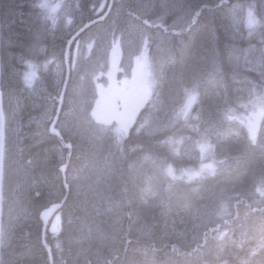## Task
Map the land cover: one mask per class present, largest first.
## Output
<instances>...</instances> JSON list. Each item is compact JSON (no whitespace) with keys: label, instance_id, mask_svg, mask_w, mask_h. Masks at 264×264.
Returning <instances> with one entry per match:
<instances>
[{"label":"trees","instance_id":"1","mask_svg":"<svg viewBox=\"0 0 264 264\" xmlns=\"http://www.w3.org/2000/svg\"><path fill=\"white\" fill-rule=\"evenodd\" d=\"M26 1L27 0H0V18L2 19H0V26H2V31L0 29V36L2 37H0V55L1 58H4L5 53L7 55H11V53L15 55V52H11V48H15L13 50L18 54L32 49L31 61L36 62L35 66L38 67L41 65V62L45 60V56L41 57L40 50L46 47V49L48 48L47 51L50 49V52H52L54 45L56 46L59 41L57 38L56 41L52 40L44 43L45 41L41 37L44 34L41 29L42 26L46 31V36L50 38V27L54 25V19L58 16L59 0H45L47 4L46 14L43 12L44 8L42 9L40 6L42 0H28V5L30 3L31 15L21 23L15 20L12 21V18L17 19L20 13H24L22 10ZM148 1L150 5L144 12L145 15L141 13V18L142 20L144 19L143 22L148 25L152 33L164 35L163 41L160 42L158 39L156 41V39L150 38L144 30L145 28L140 27V33H137V35L131 39L128 46L126 45L127 48L122 37V46L125 48L124 50L130 49L132 51L131 54H135L140 43L144 42L146 44L148 48L147 61L154 76L155 90H160V92L163 89L166 90V84L167 87L169 85L168 88H174L176 91L180 88L181 94L179 98L176 99V102L174 101V106L170 108L171 111L168 109L169 111L166 112L168 116L166 115L165 121L171 123V125L167 126L166 122L163 120L158 121L162 123L159 124L154 118L151 109L156 106L155 97H157L158 92L156 94L154 93L153 99L136 117L129 134L120 141L118 147L115 149L116 157L113 166L116 167V173L119 171V174L116 177H112L113 180L111 182L107 183L106 181L98 185L93 194L89 197L93 207V209H90V212L93 213L91 214L92 216L90 215L92 219L91 217L87 219L84 216L85 211H83L80 195L70 190L61 212L57 214L56 218H53L51 222H48V228L46 227L47 230H45V232H47L44 235V242L46 241L45 245H47L49 239L52 240L49 241L51 245L48 244V246L51 247L52 264H171L172 262L174 264H264V200H260L261 203L259 202L258 204L257 202L256 205H253L247 203L248 195H245V193L237 195L227 193L219 195L216 198H211L214 203L211 205L210 209L207 210L205 209V204H202V202L200 204V200L197 201L198 199L196 198H198V195L191 194L186 195L187 197L184 203L180 201L173 203V210L170 212L167 211V209L162 210L165 212H161L158 206L146 212L141 203L135 200L132 202V193H139V186L141 184L140 178L143 174L142 169L145 168L143 164L147 165L148 168H153L154 171L162 176L163 180L167 181H162L160 183V190L164 191L167 188L170 190L173 185L185 184V182L170 177L182 175L180 174L181 171H183V174L195 172L197 159L195 158L192 160L190 157H184L181 154V149L188 143L210 144L213 148L210 160L214 164V172L217 173L216 175L219 174L215 161L218 159L217 152L222 144L218 141V136L215 137L212 133H207L201 124L206 123L209 128L216 124H220V122L221 127L237 125L233 118V114L238 116V119L249 114L248 110L251 97L243 93L244 89L248 86H251L258 95H262V98H264V75L256 74L250 70L245 72L241 70L242 68L240 69V62L244 50L250 45L261 46L262 43H264V17L261 14V7L259 5L261 0H231L232 2L230 0H176V3H178L176 5L175 0H172L171 2L174 3L169 2L167 5H170L169 7H161L158 0L154 2V6L152 0ZM199 1H201V3ZM229 1L231 4L235 1H239L243 7L246 5L247 8L252 7L254 9V16H251V23L242 19L243 22L241 20L239 31H235L229 22L228 7L231 5ZM208 2L210 4H208ZM171 4L174 5L175 9ZM181 4V9L188 10V14L191 12L189 18L193 20V25L190 27H184L183 18L187 16L184 17L183 13L179 16H172L173 14H170L174 10H179L176 8ZM214 4L215 6H213ZM219 4L221 6H219ZM158 5L159 7H157ZM187 5H189V7ZM194 5H196V7ZM165 8H167L168 14ZM157 11H159L158 17L156 16ZM179 12L181 11L179 10ZM161 14L166 16L163 17ZM10 15L12 17H10ZM43 15H45L44 18H42ZM146 15L148 16L146 17ZM143 16L145 18H143ZM92 17L93 15L84 16L83 19L89 20ZM257 18L260 19L257 20ZM167 19L168 22L170 19L171 25L173 27L175 26L174 28H177L178 26L176 25H179L178 28L180 29H168L167 26H164V24H168ZM172 22H174V25ZM10 23L11 26H9ZM170 23L168 26H170ZM195 23L198 24V29H202L203 32L197 34ZM200 25L202 27H200ZM157 29H162V32H158ZM179 40L182 41L179 42ZM183 42L184 44H180ZM246 42L249 43L247 44ZM178 44L180 46H177ZM72 47L71 45L70 48ZM206 47L209 48V57H211L210 59L214 62V66L208 70L212 72L215 79L212 80V78H207L208 75L203 74L201 80L196 77L190 80L188 75L181 70L180 65L184 64L185 67L194 70V73L203 71L205 68L202 67L201 63L204 60H200V64L192 59L188 60V54L190 51L195 54L198 50L199 53H202ZM7 48L10 50H7ZM37 48L39 51L35 52ZM50 52H47V56ZM34 54L35 58L33 57ZM104 55L105 54H103V56ZM101 56L99 57L101 58ZM99 57L96 58V61ZM6 58L7 56H5V60ZM175 62H177V65L176 67L174 66L172 70V64ZM80 63L82 65L87 64L86 61ZM20 67L19 69L21 73H23L25 67L21 65ZM0 73L1 77L4 78H1L2 81L0 82L3 100L9 103L10 112L8 113L14 119L13 124L15 126L16 141L13 145L18 152L16 156H14L15 162L12 165L11 175H9V167L6 159H4L3 163L7 166H3L0 198V264H50L45 246L41 242L42 238L40 234H42V223L38 219L39 212L50 203L58 202L63 198V185L61 182V176L63 175L61 174L60 167L65 163V156L67 153L70 151V158L64 176H68L69 179L71 176L72 178L77 175L79 176L83 167L88 164L87 159H89L96 149V140H90L89 135L94 133L100 136L99 131L102 129L92 128V123H84L87 122L86 119L89 117L87 112L90 104H88L87 100L83 99V97L79 98L80 100H75L78 103L82 101L87 103L83 105L85 106L84 111L82 110L81 104L78 105V107H80L79 110H77L76 107L77 103L74 104L75 111L83 112V119L78 117V115V118L75 120H67L64 115L63 102L65 106L70 96H67L68 89H66L55 127L58 129L63 143L70 144L71 147L61 144L62 142H59L56 137L48 134L47 123H39L41 117L40 110H42L40 106L42 105V101L39 100V96L32 92L34 90L29 86L30 92L20 87L17 88L18 84H13L20 81L19 78L18 80L14 78L15 75L18 76L19 71L12 76L10 72L1 66ZM51 76L52 74L49 73L46 79L48 83L51 82ZM166 76L170 77V82L168 83H166L165 80ZM70 77L71 79L73 77V67L69 74V78ZM55 78L57 79L56 74L54 75V79ZM91 81L94 83V80ZM213 81L217 82V86H213ZM82 82L87 83L85 80ZM204 87H206V90ZM219 89H221L220 92ZM215 90H217L218 93ZM84 92L88 95L87 99L93 97V92H90L86 87L82 89V93ZM46 93V100L49 101L50 94L49 92ZM187 93H190L195 101L193 100L189 111L181 114V107L187 104V99L185 101V95ZM83 95L85 96V93ZM177 96L178 95H176V97ZM37 100L38 102H36ZM4 101V108L7 109V104L4 103ZM6 109L5 112H7ZM177 111L179 115H177ZM220 111L222 113H220ZM64 119L72 124L73 121L79 123V120H82L79 127L71 124L69 125L71 127V134L69 137H67L65 133L63 136V131L59 127L60 121ZM193 123L195 124L193 125ZM164 124H166V127H162ZM156 125L164 128V131L159 127L158 130ZM182 125L184 127H182ZM192 126H194L193 128H195V130L198 128V131L193 130ZM178 128L180 130L183 129L180 131ZM101 132L104 133V131ZM173 132L175 134H173ZM167 133H169V137ZM260 133L262 134V131L259 132L258 141L255 144L251 143V148L244 145V147L252 153V166H250V168L252 167V174H257V169L262 166V164L260 165L259 163L261 158L259 159V156H257L258 153L261 152L260 149L264 147V143L259 144ZM42 134L45 135V137L50 136V138H53L49 140V137L45 138ZM231 138L232 136H228V142H225L227 146L232 144ZM44 139L48 140L44 141ZM48 142H50V144H48ZM47 144L50 147H48ZM43 145H46V148L45 146L43 147ZM225 151L230 154H235L231 147H229V150L225 148ZM254 151L257 153L255 154ZM249 152L244 149L237 151L242 157L244 154L248 155ZM102 156L103 154H101V157ZM244 158L243 160H245ZM28 160L29 163L27 162ZM224 162H227L226 157H223V162L221 164H224ZM246 165L249 167V162L246 163ZM13 166H15V168H13ZM21 166L25 167L24 171H22ZM165 167H167V169ZM250 168L246 169L244 161L242 167L238 168L239 170L234 168L236 171L234 170L233 176L246 180L245 177L249 176L248 170L250 172ZM16 171L23 172L25 180L22 179V176L17 177ZM236 172L237 174H235ZM233 173L229 174L232 175ZM132 176H138L137 180L139 184H134ZM199 182L200 181H197V183ZM195 185L196 182L188 183L189 189ZM109 187L111 188L110 190ZM83 188L84 187L80 186L79 192L85 194V192L82 191ZM164 195L167 198V195ZM253 195L254 193L252 196ZM253 197L255 198L256 196L254 195ZM162 198L164 199L163 195H161L160 199L162 200ZM228 199L229 202L227 201ZM115 201H119L122 207L124 205V215L120 222L114 221V219L112 220L111 217L105 213L107 204ZM207 203L210 205V202ZM249 208L253 211L251 212V216H253V218L251 217L252 223L249 226H241L242 220L244 219V217L241 216ZM140 215L144 216L141 217ZM260 216L261 218H259ZM150 217H158L157 222L150 220ZM72 219H74L73 224L79 220L80 222L82 221L90 224L91 220H93L91 222L92 227L98 229V233L95 235L96 239L92 236L93 238L88 237L87 239L79 241L78 238L73 237L71 232L76 231L71 230ZM256 223L257 225H255ZM234 227L236 232L230 237L234 238L232 242H220L221 246L217 249V253H213L214 256H211L212 254L204 256L207 247L211 246V242H216V234L218 238L223 237L225 240L228 236L226 235L227 231L231 228L234 230ZM247 227H251L249 235L246 232ZM172 228L174 231L178 232L177 235L171 232ZM211 230L213 231L211 232ZM208 234L211 236H206ZM241 234H244V237H241ZM225 249L228 251L225 252Z\"/></svg>","mask_w":264,"mask_h":264},{"label":"rangeland","instance_id":"2","mask_svg":"<svg viewBox=\"0 0 264 264\" xmlns=\"http://www.w3.org/2000/svg\"><path fill=\"white\" fill-rule=\"evenodd\" d=\"M142 1L141 0L140 1L139 0H116V3H115L116 7L114 6L111 12L110 13L108 12L107 16L104 19L98 20V22L90 30H88L87 32L86 30H83V32H81L82 35H80V37L77 38L76 41L73 42V47L71 51L69 52V56H68L69 64L71 66V70L73 67V77L72 79L71 77L70 78L68 77L69 78V82L67 86L68 88L67 87L65 88V91L66 89H68L67 96H70V98L66 101L65 106H64V102L62 101L64 115L68 121L71 119L75 120L78 117L83 119V112L75 111L74 104L77 103L76 104L77 110L80 109L78 105L81 104L82 110L84 111L85 106L83 105H86L88 103L90 104L89 111L87 112V115L89 114V117L86 119L87 122H84V121L83 122L85 124L92 123V128L102 129L101 131H104V133L99 131L100 136L94 133L89 135L90 140H94V141L96 140L95 142L96 149L95 151H93L94 153L91 154L89 159H87L88 164H86L83 167L81 173L79 174L80 177L79 176L78 177L80 178V181L78 180L79 182H77V184L74 185V188L76 189L73 188V191L76 190L77 192L76 191L74 192L78 193L81 197L83 211H85L84 216L87 219L88 217L92 216L91 214H93L90 212V209H93V207H92L91 201L89 200V197L93 194L96 187L102 184L103 181L105 183L106 180H108L110 177L111 178L116 177V176L109 175L110 170L112 171V168L114 167L113 162L116 157L115 149L118 147V144L120 143V141L129 134L130 128L138 112L141 111L143 108H145L146 105H148V103L153 99L154 93L156 94L158 92L157 97H155L156 106L152 107L151 110L154 115V118L157 121H161V120L164 121L166 119V116L164 115L165 114L167 115L166 113L167 110L170 109V107L172 108L174 106L176 99H178L181 94L179 90L180 88H178L177 90L178 92H177L174 88L172 89L168 88L167 84H166V90L163 89L161 92L160 90L159 91L157 89L155 90V84H154V79H153L154 76H153V73L151 72V68L147 61L148 60V48L146 47V44L144 42L138 45L135 51V54H131L132 51L130 49L124 50L125 48L122 46V37H123L125 46L126 45L128 46V43L131 41V39L134 36H136L137 33L138 34L140 33L139 31L140 27L145 28L144 30L147 32L150 38L156 39V41L158 39V41L160 42L163 41L164 39L163 38L164 35H159L154 32L152 33L148 25H146V23L143 22L144 20L141 19V13H144V10L146 11L147 8L149 7L146 5V4H149V2L146 3L148 0H142ZM155 1L156 0H152L153 3ZM158 1L161 3L159 4L162 7L164 5L166 6V4L168 5V3L171 2L172 0H166L167 3H165V0H158ZM108 2L109 0H59L58 16L54 19L55 21L54 25L52 26L50 25L51 26L50 36L52 37L51 39L58 38L59 41L56 46L54 45L55 47V48L53 47L54 50L52 49V52H50L51 54H48V56L46 54L47 52L46 47L42 48L40 53L43 56H45V60L41 62V65H40L41 68L38 66V68L41 69L42 71L41 70L39 71V69L35 65L30 66V68L27 70L25 69L24 76H21L19 79L21 80L22 78L23 81H25L26 87L29 86L36 93L34 91L33 92L38 95L37 90L40 89L41 86L43 85L44 77H47V74L50 73L52 75L56 74L57 79L55 78L54 80L55 88L59 92L60 84H63L64 77H65V74L63 73L64 66H63V60H62L61 54L63 55L64 53V45L66 44L64 41L66 40V37L68 38V36H70L74 31L80 28L79 24L82 22V19L84 16L94 15L98 19L101 18L102 15L107 10V4H109ZM132 2H135L136 5H134V3ZM122 4L123 6H121ZM145 5L146 7H144ZM40 6L42 7V9L44 8L43 12L46 14L47 12L46 1L42 0V2L40 3ZM130 6L131 7L133 6V7L130 8ZM171 6L174 8L173 4ZM263 6H264V0H261L260 11L262 10L261 14L264 17V14H263L264 7ZM80 7H83V11L85 13L80 12L81 10ZM119 7L120 8L123 7V8L118 9ZM180 7L181 6H179V9ZM173 12L174 13L172 14H175L176 16L180 15L178 10L176 11L174 10ZM228 12H229V16H228L229 22L231 26L233 27V29H235L236 31H238L239 26H241L240 19L241 20L245 19L248 22H250L251 16H254V9L252 7L251 8L243 7V5L239 1L233 2L228 7ZM181 13H183L184 15H187L188 17V18L185 17V19L183 18V23L186 24L185 26L190 27L191 25H193L192 23L193 20L189 18L185 10L182 9ZM77 20L78 22H76ZM136 25L138 28L136 27ZM157 31L162 32V29H157ZM201 32H203L202 29L197 28V34ZM262 44L263 45L261 46H258V45L251 46V47L249 46L244 50V52L242 53V58L240 62V66H241L240 69L242 68L241 70L245 72H247L248 70H251V71L253 70L252 72L256 74L264 75V43ZM113 52H119V53L118 55H116ZM103 54L105 55L103 56ZM209 54H210V51L208 47H206V49H204L202 53H199V50L196 51L195 54H193L190 51L188 54V60L192 59L199 64L202 60H204L201 63V65L205 69H203V71H198V73L197 72L194 73V70L185 67L183 64V65H180L181 70H183L185 74L188 75L190 80L194 79L195 77L201 80L203 77V74L205 75L207 74L208 75L207 78H212V80L215 79L212 72L208 70L214 66V62L210 59L211 57H209ZM99 56H101V58ZM97 57H99V59L96 61ZM84 61H86L87 64L82 65L80 62H84ZM95 62L97 63V65L93 64ZM176 65H177V62L172 64V70L174 69V66L176 67ZM95 66H97V69ZM131 72L140 73V81H141L140 86L142 89V92H141L142 94L136 95L139 99H141V103L139 106L136 105V102L134 100H131L130 102L126 100L125 92L128 91V78ZM0 78H1V75H0ZM84 80L87 83L82 82ZM91 80H94V83ZM165 80H166V83L170 82V77L166 76ZM112 83L118 84V88L120 89L116 91L117 92L116 94L105 93V92H108L112 88L111 86ZM57 84L59 86H57ZM185 84H188V83H185ZM215 85L217 86V82L213 81V86ZM83 87H86L88 90H90V92H93V95H95V98L93 99V97H91V99H87L88 98L87 93L84 92L85 96L83 95L84 93H82ZM164 87H165V81H164ZM251 88H252L251 86L246 87L243 92L244 94L247 92L246 94H248V96L251 97V103H250V107L248 110L249 114L244 115L240 119H238V116L233 114V118L235 119L237 125L235 126L232 125V129L241 131V133L239 132L241 137H233L234 139L231 138L232 144H229L227 146L226 145L227 143H225V142H228L227 140L228 133L232 135L231 133L232 131L228 129V127H231V126H228L227 128L226 127L223 128L221 127V122H220V124H216L215 126L209 128L206 125V123L201 124V126L207 133H212L215 137L218 136V141L222 144L220 145L218 152H217L218 159L215 161V164L219 170L218 175H216L217 173L214 172L213 170L214 164L210 160L211 154L213 152V148L208 143H203V144L188 143L186 144V146H184L181 149V154L184 157H190L192 160L196 158L197 165L194 170L195 172L183 174V171H181L180 174L182 175H176L177 177H173V176L170 177V178H176L177 180L181 182H185V184L173 185L170 188V190L168 188L164 191L160 190V183L165 180H163L162 176H160L158 172L154 171L153 168L151 167L148 168L147 165L143 164L145 168L142 169L143 174L140 178L141 184L139 186V194L141 195V197H140L139 203H141V205L144 206V209L146 212L152 210L155 206L160 207L161 212H165V211H162L164 209H167V211L170 212L173 210L172 208L173 203L177 201L184 203V200H186V197H187L186 195H191V194H197L198 195V198H196L198 199L197 201L200 200V204L201 202L202 204H205L204 206L206 207L205 209L207 210H209L211 205L214 203L211 198H216L219 195H223L227 193L231 195L233 194L237 195L240 193H245V195L246 194L249 195V193L253 192L256 195V197L254 198L255 200H258V198L259 200H264V184L262 183L263 184L262 185L261 182L256 180L254 178V175L250 176L249 170H248L249 176L245 177L246 180H243L240 177L228 174V173L234 172V168H235L234 165L237 164L238 162L242 163L243 165V162L245 161L246 169L250 168L252 153L249 152V150L246 147H244V145L245 146L247 145L251 148V143L255 144L258 141L260 131H262V134L260 133L259 144L264 143V136H263L264 134V98H262V95H258L257 92L253 88L252 89ZM204 89L206 90V87H204ZM220 90L221 89H219V92ZM215 91L217 92V90ZM176 95L178 96L176 97ZM82 97L83 99L87 100V103L85 101H82L80 103L76 102L75 99L80 100L79 98H82ZM109 97H113L115 98V100H113L110 103L106 102L105 104L107 105L104 106L105 108L104 110H106L107 112L114 113L115 118L113 120H111V118H109L107 115L104 117L103 116L100 117L99 115L100 112H102V110L101 111L99 110V107L101 106V101ZM3 99H2V115H3L2 125H3V135H4V142H3V149H2L3 163H4V159H6L8 167L9 168L11 167L10 169L8 168L9 174H12V171H11L12 164H13L12 161L14 162V156L16 155V152H17V149H15V146L13 145L15 144L14 142L16 141V133H15V126L13 124L14 119L8 113V110L10 107H8L9 105L7 104V109L4 108L5 106L3 105ZM186 99H187V104L181 107L182 108L181 114L186 113L187 111L190 110V107L192 106V103L194 100L192 95H190V93H187L185 95V101ZM45 107L46 106H44L42 103L41 109L43 108L42 109L43 112L40 110L41 117L39 119V123L41 124L42 122L43 123L46 122L47 128H48V123H49L48 121H51L52 119L51 117L53 114L50 115L51 114L50 107H48L49 109ZM5 109L7 112H5ZM161 111L162 112L164 111L165 114L163 113L164 114L163 115ZM177 115H179L178 111H177ZM90 119L92 122L90 121ZM115 120L120 122V124L114 125L113 123ZM68 121H66L65 119L63 121H60L59 123L60 129L62 128L63 125L66 124L61 130L67 132L68 126L70 124L73 126L79 127L80 123L82 122L81 119L79 120V123H75L76 121H73V124L70 122L68 123ZM0 123H1V120H0ZM170 125L171 123L167 124V126H170ZM69 129H71L70 126H69ZM221 130H223L225 133ZM227 130H228V133H227ZM250 130H251V134H250ZM221 136H223V138ZM239 140H241V142ZM229 147L232 148L235 154H230L227 151H225V148L229 150ZM240 149H244L247 152H249L248 155L244 154L243 157L239 155L237 151ZM263 149L264 147L261 148L260 151ZM263 152L264 151H261L260 153H258L257 156L264 157L262 155ZM101 154H103L102 157H101ZM222 156L226 157L227 162H224V164H226V166L228 165L224 173L220 172V166H218V164L223 162ZM243 158L245 160H243ZM95 160L97 161L95 162ZM228 160H230L231 162L229 163ZM248 162H249V167H247L246 165V163ZM96 163L98 166L96 165ZM259 163L260 165L262 164V166L259 169H257V171L264 169V162H259ZM165 168L167 169V167ZM1 169L3 173V166L1 167ZM22 171H24V169H22ZM16 175L17 177L22 176L23 177L22 179H24L23 172L18 171ZM136 178H138V176H136ZM1 180H2V176H1ZM109 181H111V179H109ZM197 181H200V182L197 183ZM191 182H196V185L189 189L188 183H191ZM80 186L84 187L82 191H84L85 194L79 192ZM164 194L167 195V198ZM161 195H163L164 197V199L162 198V200L160 199ZM227 201L229 202V199ZM258 201H255V203H257ZM207 202H210V205ZM119 203H120L119 201H116L115 203L113 202V204L108 203L105 208V213L109 215L110 217L114 216L113 218L111 217V219L112 220L114 219V221L116 220L117 222H120L121 217H123L124 215L122 205L121 203L120 204ZM183 209H187V208H183ZM249 211H250V208L246 210L247 213ZM246 212H244L241 217H245ZM150 220L157 222L158 217H152ZM92 221L93 220H91V222ZM77 222L78 224H76ZM77 222H75L74 224L73 222H71L72 223L71 230L76 231L75 232L76 234L74 232H71V233H73L74 237L79 238L78 239L79 241L86 239L84 236L91 237V236H95L98 233L97 232L98 229H94L93 227H91L92 226L91 222L90 224L84 223L82 221L80 222V220ZM77 226H81L79 227V229H82L83 231L79 230ZM81 231L84 233V235ZM171 232L176 235L178 234V232L174 231L173 228L171 229ZM235 232H236L235 227H234V230L233 228H231L229 231H227L226 235L228 236L225 240L223 239V237L218 238V244L216 243L215 246H213V248L210 251H208L210 249V246H208L206 249L207 252L205 251V255L204 254L203 255L208 256V255H211L212 253H216V247L221 246L220 242H226V241L232 242L234 238H230V237L233 234H235ZM244 234H241V237H244ZM211 256H214V255L212 254Z\"/></svg>","mask_w":264,"mask_h":264},{"label":"bare ground","instance_id":"3","mask_svg":"<svg viewBox=\"0 0 264 264\" xmlns=\"http://www.w3.org/2000/svg\"><path fill=\"white\" fill-rule=\"evenodd\" d=\"M140 1V0H139ZM142 1V0H141ZM180 1V0H179ZM186 1V0H185ZM209 1V0H208ZM214 1V0H213ZM231 1V0H230ZM229 1V2H230ZM233 1V0H232ZM231 1V2H232ZM142 2H144V1H142ZM141 2V3H142ZM146 2V1H145ZM149 1H147L146 3H148ZM158 2V1H157ZM164 2V1H163ZM162 2V3H163ZM169 2V1H168ZM195 2V1H194ZM200 3H201V1H199ZM207 2V1H206ZM231 2H230V4H231ZM257 2V1H256ZM259 2V1H258ZM261 2V1H260ZM109 4H107V10L105 11V13L102 15V17L101 18H99V19H96V20H94V21H92V22H90L89 24H87V25H85L84 27H82L81 29H79V30H77L76 32H74L72 35H71V37L68 39V41H67V44H66V47H65V50H64V59H63V73L65 74V77H64V81H63V84H60V87H59V92L56 90V88H55V86H54V84H55V79H54V74L51 76V82L50 83H48V81H46V79H47V77H48V74H47V77H44V83H43V85L42 84H40V85H42L41 86V88L40 89H38L37 91H38V96H39V100L40 101H42V103H43V105L44 106H46L47 108L48 107H50V109H51V114L50 115H52L53 114V119H52V121L50 122V124L48 125V134L49 135H51V136H54V137H56L57 138V140L59 141V142H62L61 144H64L63 143V141H62V138H61V135H60V133H59V131H58V129L55 127V124H56V121H57V117H58V114H59V111H60V108H61V105H62V101L64 100V92H65V88L67 87V85H68V82H69V75L68 74H70V71H71V66H70V64L68 63V50H69V47L72 45V43H73V40L75 39H77L78 37H80V36H78V35H81L80 34V32H82L83 30H86L87 29V27L89 26V25H91L92 23H94V22H98V20H101V19H104L106 16H107V14H108V12L110 13L111 12V10L113 9V7L115 6L116 7V0H109V2H108ZM120 3V2H119ZM132 3H134V5H136V3L135 2H132ZM165 3H167V1L165 0ZM170 3H174V2H170ZM186 3V2H185ZM184 3V4H185ZM188 3V2H187ZM202 3H203V1H202ZM210 3H211V1H210ZM209 2H208V4H210ZM216 3V2H215ZM139 4V3H138ZM151 4H152V2H151ZM156 4V3H155ZM158 4V3H157ZM161 4V3H160ZM169 4V3H168ZM176 4H178V3H176V0H175V5ZM183 4V5H184ZM193 4H195V3H193ZM206 4V3H205ZM212 4V3H211ZM235 4V3H234ZM244 4H246V3H244ZM261 4V3H260ZM259 4V5H260ZM263 4V3H262ZM37 5V4H36ZM147 6H149L150 4H146ZM146 5L144 6V7H146ZM172 5V4H171ZM186 5V4H185ZM197 5L199 6V4L197 3ZM201 5H203V4H201ZM236 5V4H235ZM238 5V4H237ZM34 6V5H33ZM121 6H123V4L121 5ZM120 6V7H121ZM143 6V5H142ZM153 6H154V3H153ZM165 6V5H164ZM170 6V5H169ZM169 6H167V4H166V6L165 7H169ZM181 7H180V9H179V7H178V5H177V9H179V10H181L182 11V4L180 5ZM188 7H189V5H187ZM195 7H196V5H194ZM193 6V7H194ZM206 6H207V4H206ZM213 6H215V4L213 5ZM219 6H221L220 4H219ZM118 8V9H122V8ZM133 7V6H132ZM131 6H130V8H132ZM135 7V6H134ZM152 7V6H151ZM157 7H159V5L157 6ZM156 7V8H157ZM184 7V6H183ZM192 7V6H191ZM228 7V6H227ZM245 7H246V5H245ZM248 7H249V5H248ZM259 7V6H258ZM264 7V6H263ZM262 7V8H263ZM126 8V7H125ZM155 8V9H156ZM204 8H205V6H204ZM210 8V7H209ZM212 8V7H211ZM214 8V7H213ZM217 8V7H216ZM215 8V9H216ZM219 8V7H218ZM117 9V8H116ZM115 9V10H116ZM157 9H159V8H157ZM162 9V8H161ZM166 9V10H165ZM164 10L166 11V13L168 12L167 11V8H165ZM170 9V8H169ZM175 9V8H174ZM173 9V10H174ZM186 9V8H185ZM199 9V8H198ZM214 9V10H215ZM221 9V8H220ZM223 9V8H222ZM226 9V8H225ZM37 10V9H36ZM128 10H130V9H128ZM149 10V9H148ZM163 10V11H164ZM178 10V11H179ZM190 10V9H189ZM192 10H194V9H192ZM232 10V9H231ZM259 10V9H258ZM24 13L23 14H21L20 13V15H19V17L17 18V19H13L12 18V21L13 20H15L16 22H22L24 19H26L27 17H29L30 15H31V11H30V8L29 7H23V10H22ZM150 11H151V9H150ZM160 11V10H159ZM159 11H157L156 13H157V17H158V12ZM172 11V10H171ZM176 11V10H175ZM208 11V10H207ZM211 11V10H210ZM213 11V10H212ZM234 11V10H233ZM237 11H239V10H237ZM262 11V10H261ZM133 12V11H132ZM144 12H145V10H144ZM152 12V11H151ZM173 12V11H172ZM172 12L170 13V14H172ZM185 12L187 13V12H189L188 10H185ZM209 12V11H208ZM260 12V11H259ZM4 13H6V12H4ZM153 13H155V12H153ZM152 13V14H153ZM174 13V12H173ZM175 13H177V12H175ZM180 13V15L182 14L181 12H179ZM191 13V12H190ZM189 13V14H190ZM226 13V12H225ZM224 13V14H225ZM12 14V13H11ZM144 14V13H143ZM150 14V13H149ZM148 14V15H149ZM168 14V13H167ZM188 14V13H187ZM189 14H188V16H189ZM216 14H217V12H216ZM234 14V13H233ZM236 14V13H235ZM264 14V13H263ZM22 15H24V16H22ZM145 15V14H144ZM148 15H146V17L148 16ZM162 15V14H161ZM175 14H173L172 16H174ZM178 15V14H177ZM184 15V14H183ZM182 15V16H183ZM204 15H205V13H204ZM4 16V15H3ZM152 16V15H151ZM163 16V15H162ZM164 16H166V15H164ZM163 16V17H164ZM168 16V15H167ZM171 16V15H170ZM169 16V17H170ZM179 16V15H178ZM185 16H187V15H184V17ZM210 16V15H209ZM224 16V15H223ZM227 16V15H226ZM10 17H12L11 15H10ZM14 17V16H13ZM43 17H45V15H43ZM42 17V18H43ZM176 17V16H175ZM232 17V16H231ZM256 17V16H255ZM23 18V19H22ZM143 18H145L144 16H143ZM160 18H161V16H160ZM171 18V17H170ZM227 18V17H226ZM1 19V18H0ZM11 19V18H10ZM135 19H137V18H135ZM142 19V18H141ZM154 19H155V17H154ZM157 19V18H156ZM172 19H173V17H172ZM185 19V18H184ZM256 19V18H255ZM260 18H257V20H259ZM2 20V19H1ZM139 20V19H138ZM144 20V19H143ZM153 20V19H152ZM158 20H159V18H158ZM187 20V19H186ZM225 20V19H224ZM9 21V20H8ZM86 21H88V20H85V19H83L82 20V22L81 23H83V22H86ZM134 21V20H133ZM136 21V20H135ZM140 21V20H139ZM142 21V20H141ZM155 21V20H154ZM172 21V20H171ZM173 21H175V20H173ZM185 21V20H184ZM199 21V20H198ZM218 21H219V19H218ZM222 21V20H221ZM76 22H78V20L76 21ZM158 22V21H157ZM167 22H168V19H167ZM226 22V21H225ZM224 22V23H225ZM240 22H241V19H240ZM242 22H243V20H242ZM170 23V19H169V22H168V24ZM173 23V25H174V22H172ZM201 23V22H200ZM199 23V24H200ZM259 23V22H258ZM261 23H263V22H261ZM2 24V23H1ZM163 24V23H162ZM168 24L166 25V24H164V26H167V28L168 29H173L174 27L171 25V23H170V26H168ZM196 24V23H195ZM226 24V23H225ZM233 24H235V23H233ZM5 25V24H4ZM180 25L182 26V24L180 23ZM184 25V27H185V23L183 24ZM197 25L198 24H196V26L195 27H197ZM202 25V24H201ZM200 25V27H202ZM227 25V24H226ZM237 25V24H236ZM9 26H11V23H10V25ZM13 26V25H12ZM177 26V25H176ZM223 26V25H222ZM1 28V31H2V26H0ZM4 27V26H3ZM8 27V26H7ZM135 27V26H134ZM136 27H137V25H136ZM178 27H179V25H178ZM177 27V28H178ZM195 27H193V28H195ZM240 27V26H239ZM138 28V27H137ZM177 28H174L175 30L177 29ZM198 28V27H197ZM229 28V27H228ZM9 29V28H8ZM180 29V28H179ZM222 29V28H221ZM239 29V28H238ZM17 30V29H16ZM182 31V30H181ZM224 31H225V29H224ZM236 31V30H235ZM239 31V30H238ZM262 31V30H261ZM54 32V31H53ZM197 32V31H196ZM252 32V31H251ZM11 33V32H10ZM252 33H254V32H252ZM257 33V32H256ZM262 33V32H261ZM54 34V33H53ZM186 34H188V33H186ZM232 34V33H231ZM240 34V33H239ZM18 35V34H17ZM47 34H46V32L41 36L42 37V39L45 41L44 43H46V41H52V40H54V41H56V39L57 38H55V39H51L52 37L51 36H49L50 38H48L47 36H46ZM56 35V34H55ZM253 35V34H252ZM264 35V34H263ZM16 36V35H15ZM57 36V35H56ZM59 36V35H58ZM62 36V35H61ZM202 36V35H201ZM233 36V35H232ZM240 36H241V34H240ZM254 36V35H253ZM1 37V36H0ZM20 37V36H19ZM55 37V36H54ZM234 37V36H233ZM263 37V36H262ZM2 38V37H1ZM245 38V37H244ZM252 38V37H251ZM63 39V38H62ZM66 39H67V37H66ZM81 39V38H80ZM233 39V38H232ZM236 39V38H235ZM249 39V38H248ZM256 39V38H255ZM74 40V41H75ZM169 40V39H168ZM168 40H167V42H168ZM172 40H174V39H172ZM177 40H178V38H177ZM230 40V39H229ZM263 40V39H262ZM41 41V40H40ZM180 41H182V40H179V42ZM187 41V40H186ZM248 41V40H247ZM4 42H5V40H4ZM10 42V41H9ZM65 42V41H64ZM175 42H177V41H175ZM22 43H24V42H22ZM52 43V42H51ZM173 43H174V41H173ZM247 44L249 43V42H246ZM262 43V42H261ZM42 44V43H41ZM60 44V43H59ZM175 44V43H174ZM180 44H184V42L183 43H180ZM236 44V43H235ZM234 44V45H235ZM255 44V43H254ZM43 45V44H42ZM173 45V44H172ZM263 45V44H262ZM62 46V45H61ZM60 46V47H61ZM65 46V45H64ZM177 46H180L179 44L177 45ZM240 46V45H239ZM9 47V46H8ZM40 47V46H39ZM63 47V46H62ZM176 47V46H175ZM250 47H251V45H250ZM13 49H15V48H11V52H14L15 50H13ZM18 49V48H17ZM7 50H10L9 48H7ZM47 50H48V48H47ZM54 50V49H53ZM56 50V49H55ZM60 50V49H59ZM63 50V49H62ZM62 50H61V52H62ZM39 51V50H38ZM41 51V50H40ZM44 51V50H43ZM17 52H18V50H17ZM48 52V51H47ZM46 52V53H47ZM49 52H50V49H49ZM54 52V51H53ZM58 52V51H57ZM115 53H119V52H115ZM37 54H39V53H37ZM51 54V53H50ZM35 55V54H34ZM34 55H33V57H34ZM60 55V54H59ZM5 56H7V58H6V60H5ZM5 56H4V58H1V55H0V67L2 66L3 68H5L8 72H10L11 73V75L13 76L14 74H16L18 71H19V74H18V76H14V78L16 79V80H18V78L19 77H21L22 76V74L23 73H21V71H20V69H19V67H20V63H21V59H22V57L20 58V56L18 55V53H16V51H15V55H13L12 53H11V55H7L6 53H5ZM38 56V55H37ZM42 56V55H41ZM61 56H62V54H61ZM241 56V55H240ZM2 57H3V54H2ZM235 57V56H234ZM35 58V57H34ZM38 58V57H37ZM8 60H9V62H8ZM25 61H27V60H25ZM237 61H238V59H237ZM22 62H23V60H22ZM5 64H7V65H5ZM94 65L96 64L97 65V63L95 62V63H93ZM229 64V63H228ZM35 65V64H34ZM93 65V66H94ZM218 65V64H217ZM220 65V64H219ZM40 68H41V66H39ZM96 67V69H97V66H95ZM227 67V66H226ZM21 68V67H20ZM38 68V67H37ZM80 68H82V67H80ZM79 68V69H80ZM39 69V68H38ZM94 69V68H93ZM218 69V68H217ZM41 69H39V71H40ZM42 71V70H41ZM94 71V70H93ZM218 71V70H217ZM251 71V70H250ZM253 71V70H252ZM219 72V71H218ZM217 72V73H218ZM227 72V71H226ZM5 73V72H4ZM42 73V72H41ZM220 73V72H219ZM7 74V73H6ZM9 74V73H8ZM35 74H37V73H35ZM39 74V73H38ZM43 74V73H42ZM0 75H1V73H0ZM7 76H9V75H7ZM255 76V75H254ZM2 78V77H1ZM0 78V79H1ZM38 78H39V76H38ZM2 79H4V78H2ZM13 79V78H12ZM2 80H0V82H1ZM10 81H12V80H10ZM9 81V82H10ZM40 81H41V79H40ZM56 83H58V82H56ZM8 84V83H7ZM6 84V85H7ZM13 84H18V87L17 88H23L24 90H29V88H28V86L26 87V85H25V83H23L21 80L19 81V82H16V83H13ZM171 85V84H170ZM57 86H59L58 84H57ZM168 87H169V85H168ZM249 87V86H248ZM52 88V89H51ZM58 88V87H57ZM13 89V88H12ZM11 89V90H12ZM252 89V88H251ZM9 90V89H8ZM20 90V89H19ZM242 90V89H241ZM249 90V89H248ZM16 91V90H15ZM32 91V90H31ZM246 91V90H245ZM9 92V91H8ZM11 92V91H10ZM29 92H30V90H29ZM28 92V93H29ZM35 92V91H34ZM46 92H49V94H50V99H49V101H47L46 99H47V93ZM21 93V92H20ZM36 93V92H35ZM247 93V92H246ZM4 94V93H3ZM214 94V93H213ZM243 94V93H242ZM22 95V94H21ZM32 95V94H31ZM37 95V94H36ZM239 96H240V94H239ZM238 96V97H239ZM247 96H248V94H247ZM5 97V96H4ZM244 97V96H243ZM24 98V97H23ZM240 98H241V96H240ZM2 99H3V95H2V91H1V88H0V120H1V123H0V198H1V187H2V180H1V176H2V169H1V167L2 166H7L6 164L4 165L3 164V153H2V149H3V142H4V135H3V125H2V120H3V115H2ZM6 99V98H5ZM10 99V98H9ZM34 99H37V98H34ZM8 100V99H7ZM4 101V100H3ZM9 101V100H8ZM164 101V100H163ZM11 102V101H10ZM36 102H38V100L36 101ZM4 103H6L5 101H4ZM41 103V104H42ZM6 104H9V103H6ZM11 104H12V102H11ZM10 104V105H11ZM168 104V103H167ZM39 105V104H38ZM5 106V105H4ZM40 106H42V105H40ZM9 107V106H8ZM45 107V108H46ZM171 108V107H170ZM222 108H223V106H222ZM43 109V108H42ZM49 109V108H48ZM160 109V108H159ZM45 110V109H44ZM162 110V109H161ZM42 111V110H41ZM165 111V110H164ZM164 111L162 112V114L164 113ZM167 111H169V110H167ZM170 111H171V109H170ZM219 111V110H218ZM222 111H224V110H222ZM8 112H9V110H8ZM43 112V111H42ZM166 112V111H165ZM227 112V111H226ZM4 113V112H3ZM199 113V112H198ZM220 113H222L221 111H220ZM158 114V113H157ZM161 114V113H160ZM165 114V113H164ZM163 114V115H164ZM171 114V113H170ZM169 114V115H170ZM173 114H174V112H173ZM156 116H158V115H156ZM164 116H166V114L164 115ZM168 116V115H167ZM171 116V115H170ZM201 116V115H200ZM221 116V115H220ZM165 118V117H164ZM197 118H198V115H197ZM195 119H196V116H195ZM167 120H168V118H167ZM174 120H175V118H174ZM222 120H223V118H222ZM165 121V120H164ZM193 121V120H192ZM198 121V120H197ZM226 121V120H225ZM158 122V121H157ZM163 122V121H162ZM166 122V124H168L167 123V121H165ZM195 122V121H194ZM212 122V121H211ZM224 122V121H223ZM156 123V122H155ZM159 123V122H158ZM161 123V122H160ZM159 123V124H160ZM164 123V122H163ZM176 123V122H175ZM225 123H227V122H225ZM157 124V123H156ZM162 124V123H161ZM166 124H164V125H162V127L164 126V127H166ZM195 123H193V125H194ZM224 124V123H223ZM61 125V124H60ZM66 125V124H65ZM65 125H63L62 126V128L65 126ZM176 125V124H175ZM226 125V124H225ZM157 126V125H156ZM159 126H157V128H158ZM182 127H184L183 125H182ZM194 126H192V128H193ZM196 127V126H195ZM61 128V129H62ZM155 128V127H154ZM160 129H164V128H161V127H159ZM159 128H158V130H159ZM224 128V127H223ZM227 128V127H226ZM66 129V128H65ZM179 129V128H178ZM177 129V130H178ZM183 129V128H182ZM181 129V130H182ZM186 129V128H185ZM228 129L229 130H231L232 132V135L230 134V133H228V130H227V133H228V136H232V138L233 137H241L240 136V134H239V132L241 133V131H239V130H233L232 129V126L231 127H228ZM68 131L67 132H65V131H63V136H64V133H65V135L67 136V137H69V135L71 134V129H67ZM161 130V131H162ZM180 130V129H179ZM180 130V131H181ZM193 130H195V128H193ZM164 131V130H163ZM195 131H198V128H197V130H195ZM221 131H223V130H221ZM159 132V131H158ZM157 132V133H158ZM165 132H166V130H165ZM171 132V131H170ZM203 132V131H202ZM224 132V131H223ZM182 133V132H181ZM225 133V132H224ZM168 134V137H169V133H167ZM173 134H175L174 132H173ZM223 135V134H222ZM242 135V134H241ZM42 136H44L45 137V135H43L42 134ZM47 136V135H46ZM174 136V135H173ZM41 137V136H40ZM47 137H49V140L50 139H52V138H50V136H47ZM47 137H45V138H47ZM222 138H223V136H221ZM55 138V139H56ZM171 138V137H170ZM169 138V139H170ZM172 138H174V137H172ZM234 139V138H233ZM45 140H48V139H44V141ZM63 140H64V137H63ZM38 141V140H37ZM240 142H241V140H239ZM46 143H47V141H46ZM53 143V142H52ZM48 144H50V142H48ZM47 144V145H48ZM40 145V144H39ZM64 145H66L67 147H71L70 146V144H64ZM45 146V148H46V145H43V147ZM48 147H50L49 145H48ZM28 149V148H27ZM50 150V149H49ZM37 151V150H36ZM52 151V150H51ZM261 151H264V149L263 150H261ZM20 152V151H19ZM25 152H27V151H25ZM255 152V154L257 153L256 151H254ZM16 153H18V152H16ZM28 153V152H27ZM260 153V152H259ZM21 154V153H20ZM26 154V153H25ZM24 154V155H25ZM40 154V153H39ZM41 155V154H40ZM262 155L264 156V152L262 153ZM16 156V155H15ZM13 157V156H12ZM257 157V156H256ZM69 158H70V151L67 153V155L65 156V163L60 167V171H61V174L63 175V176H61L62 178V180H61V182H62V187H63V198L60 200V201H58V202H55V203H50L47 207H45L43 210H41V212H39V220H40V222L42 223V234H40L41 235V238H42V243L44 244V246H45V249H46V251H47V254H48V256H49V259H50V262L52 261V255H51V250H50V246H48V244H50L51 245V243H49V241H52V240H50L49 239V241H48V243H47V245H45V243H46V241L44 242V240H45V237H44V235L46 234V232H45V230H47V225H48V222H51V220L53 219V218H56V216H57V214H59L60 212H61V209H62V207H63V205H64V203H65V201H66V198H67V196H68V193L70 192V190H72L73 191V188H74V185H76L77 184V182H79L80 181V176L78 177V175L77 176H74V178H72V176L68 179V176H64V173H65V170H66V168H67V164H68V160H69ZM261 158V161L260 162H264V157H261V156H259V159ZM257 159V158H256ZM11 160V159H10ZM72 160V159H71ZM97 160H95V162H96ZM258 161V162H259ZM11 162V161H10ZM14 162H15V159H14ZM13 161H12V163H14ZM28 163H29V160L27 161ZM228 162L230 163L231 161L230 160H228ZM17 163V162H16ZM24 163V162H23ZM26 163V162H25ZM98 163V162H97ZM97 163H96V165H97ZM222 163V162H221ZM218 164V166H220V172H225V170H226V168H227V166H226V164ZM253 163V162H252ZM31 164V163H30ZM70 164V163H69ZM13 165V164H12ZM24 165V164H23ZM254 165V164H253ZM25 166V165H24ZM90 166V165H89ZM98 166V165H97ZM233 166V165H232ZM235 166V168L236 169H238V168H240V167H242V163H240V162H238L237 164H235L234 165ZM233 166V167H234ZM252 166V165H251ZM19 167V166H18ZM11 168V167H10ZM9 168V169H10ZM13 168H15V166H13ZM21 168L22 169H25V167H23V166H21ZM116 167L114 166L113 168H112V171L110 170V172H109V175H111V176H117L118 174H119V171H118V173H116L117 171H116V169H115ZM252 168V167H251ZM251 168H250V176L251 175H254V178L256 179V180H258L259 182H261V184L263 183L264 184V169L263 170H260V171H258V173L257 174H252L251 173ZM233 169V168H232ZM236 169H234L235 171H236ZM70 170V169H69ZM239 170V169H238ZM234 171V172H235ZM11 172V171H10ZM71 172V171H70ZM232 172V171H231ZM237 172H239V171H237ZM237 172L235 173V174H237ZM30 173V172H29ZM8 174V173H7ZM229 174V173H228ZM9 175H11V174H9ZM28 175V174H27ZM73 175V174H72ZM232 175H234V173L232 174ZM121 176V175H120ZM125 177V176H124ZM109 179H111V181L113 180V178H109ZM109 179L108 180H106L107 181V183H109V182H111V181H109ZM79 180V181H78ZM105 180V179H104ZM132 181L134 182V184H139V181L137 180V178L135 177V176H132ZM103 183H104V181H103ZM82 184V183H81ZM257 184V183H256ZM262 184V185H263ZM107 188V187H106ZM253 188V187H252ZM257 188V187H256ZM74 189H76V188H74ZM111 188L109 187V190H110ZM74 191H76V190H74ZM251 191V190H250ZM77 192V191H76ZM112 192V191H111ZM252 192V191H251ZM73 193V192H72ZM104 194H105V192H104ZM252 194H253V192L252 193H249V195L248 194H246V195H248V202L247 203H249V204H253V205H256V203H255V201H258L259 200V198H258V200H255L254 199V195L252 196ZM102 196V195H101ZM119 196V195H118ZM120 196H122V195H120ZM132 198H133V201L132 202H134V200L135 201H137L138 203L140 202L139 200H140V197H141V195L137 192V193H132ZM256 196V195H255ZM120 198H123V197H120ZM257 199V198H256ZM110 200V199H109ZM126 200V199H125ZM255 200V201H254ZM260 201V200H259ZM259 201H258V204H259ZM116 202V201H115ZM114 202V203H115ZM125 202V201H124ZM128 202V201H127ZM261 203V202H260ZM47 204V203H46ZM113 204V203H112ZM120 204V203H119ZM128 204V203H127ZM115 205V204H114ZM118 205V204H117ZM119 206V205H118ZM124 206V205H123ZM54 207H56V209L54 210V212L52 213V209L54 208ZM114 207V206H113ZM116 208V207H115ZM119 208H121V207H119ZM123 208V207H122ZM117 209V208H116ZM129 209V208H128ZM131 210V209H130ZM263 210V209H262ZM49 211H51V213L52 214H50L49 213ZM118 211V210H117ZM121 211V210H120ZM115 212V211H114ZM122 212V211H121ZM251 212H253V211H249L247 214H246V216L244 217V221L241 223V226H246V225H250L252 222V220H251V217L253 218V216H251ZM123 213V212H122ZM44 215H49V217H50V219L48 220V221H44V219H43V216ZM117 215V214H116ZM115 215V216H116ZM120 215V214H119ZM119 215H118V217H119ZM129 215V214H128ZM256 215H257V213H256ZM262 215V214H261ZM121 216H122V214H121ZM141 216V215H140ZM144 215H142L141 217H143ZM112 217V216H111ZM114 217V216H113ZM112 217V218H113ZM117 217V216H116ZM60 218V217H59ZM62 218V217H61ZM94 218V217H93ZM122 218V217H121ZM259 218H261V216L259 217ZM264 218V217H263ZM119 219H120V217H119ZM121 220V219H120ZM260 220V219H259ZM67 221V220H66ZM71 221V220H70ZM70 221H69V223H70ZM74 221V219H72V222ZM116 221V220H115ZM66 223V222H65ZM78 223V222H77ZM76 223V224H77ZM71 224V223H70ZM69 224V225H70ZM81 224V223H80ZM154 224V223H153ZM254 224V223H253ZM10 225V224H9ZM11 225H12V223H11ZM68 225V224H67ZM66 225V226H67ZM105 225V224H104ZM158 225V224H157ZM156 225V226H157ZM255 225H257V223L255 224ZM71 226H72V224H71ZM75 226V225H74ZM82 226V225H81ZM81 226H77V228L79 229V227H81ZM252 226V225H251ZM47 227V228H46ZM69 227V226H68ZM92 227V226H91ZM12 228V227H11ZM41 228V227H40ZM76 228V229H77ZM118 228V227H117ZM120 228V227H119ZM121 228H123V227H121ZM93 229V228H92ZM128 229V228H127ZM79 230H82V229H79ZM124 230V229H123ZM129 230V229H128ZM201 230H203V229H201ZM251 230V227H247V234L249 235V231ZM12 231V230H11ZM78 231V230H77ZM83 231V230H82ZM81 231V232H82ZM93 231V230H92ZM213 230H211V232H212ZM68 232V231H67ZM118 232V231H117ZM121 232H122V229H121ZM209 232V231H208ZM75 233V232H74ZM83 233V232H82ZM254 233V232H253ZM72 235H73V233H71ZM76 234V233H75ZM74 234V235H75ZM202 234V233H201ZM83 235H84V233H83ZM93 235V234H92ZM115 235H116V233H115ZM205 235V234H204ZM210 234H208V235H206V236H209ZM91 236V235H90ZM211 236V235H210ZM39 237V236H38ZM74 237V236H73ZM86 239L88 238V237H86V236H84ZM92 237V236H91ZM95 237V236H94ZM249 237V236H248ZM48 238V237H47ZM46 238V239H47ZM50 238V237H49ZM55 238V237H54ZM68 238V237H67ZM77 238V237H76ZM93 238V237H92ZM206 238V237H205ZM214 238V237H213ZM215 238H216V242H211L212 244H211V246H210V249H209V251L213 248V246H215V244L217 243L218 244V235L216 234V236H215ZM214 238V239H215ZM79 239V238H78ZM81 239V238H80ZM82 239H83V237H82ZM94 239H96V237L94 238ZM48 240V239H47ZM202 240V239H201ZM39 241V242H40ZM94 242V241H93ZM236 242V241H235ZM54 243V242H53ZM90 243V242H89ZM61 245H63V244H61ZM210 245V244H209ZM238 245V244H237ZM232 246V245H231ZM219 247L217 246L216 247V253H217V249H218ZM228 248V247H227ZM90 251V250H89ZM215 251V250H214ZM228 251V250H227ZM226 251V249H225V252H227ZM207 252V251H206ZM92 253V252H91ZM208 254H209V252H208ZM213 254V253H212ZM164 264H167V263H164ZM171 264H174L173 262L171 263Z\"/></svg>","mask_w":264,"mask_h":264},{"label":"flooded vegetation","instance_id":"4","mask_svg":"<svg viewBox=\"0 0 264 264\" xmlns=\"http://www.w3.org/2000/svg\"><path fill=\"white\" fill-rule=\"evenodd\" d=\"M24 7H29L30 8V3H29V5H28V0L26 1V3L24 4ZM81 8V10H80V12H83V13H85L84 11H83V7H80ZM44 18V17H43ZM96 19H98L97 17H95L94 15H93V17L92 18H90L88 21H86V22H83V23H80L79 24V29H81L82 27H84L85 25H87V24H89L90 22H92V21H94V20H96ZM97 22H94V23H92L91 25H89L88 27H87V29H86V32L88 31V30H90L95 24H96ZM41 29L43 30V32L45 33L46 31L44 30V27H42L41 26ZM79 29H77V30H79ZM76 30V31H77ZM76 31H74V32H76ZM73 32V33H74ZM83 32V31H82ZM72 33V34H73ZM71 34V35H72ZM80 34H81V32H80ZM71 35L70 36H68V38L67 39H69L70 37H71ZM82 35V34H81ZM78 36H80V35H78ZM79 38V37H78ZM65 40V43L67 44V42L66 41H68V40ZM76 41V40H75ZM66 44H65V46H64V50H65V47H66ZM72 46H73V43H72ZM71 49L72 48H70L69 47V50H68V56H69V52L71 51ZM15 52V51H14ZM35 52H38V48H37V50H35ZM41 52V51H40ZM47 54V53H46ZM19 56H20V58L22 57V60H23V62H22V64H21V66L23 67H25L24 69H29L30 68V66H34V65H32V64H35L36 62H32L31 60H32V49H30V50H28V51H23V53L22 52H20L19 54H18ZM42 55V54H41ZM35 56V55H34ZM43 56V55H42ZM41 56V57H42ZM39 58H40V56H39ZM64 59V53H63V55H62V60ZM25 60H27V61H25ZM68 63H69V57H68ZM25 72V71H24ZM24 72H23V74H22V76H24ZM20 78V77H19ZM21 81L23 82V83H25V81H23V79L21 78ZM141 81H140V73L139 72H131L130 73V75H129V78H128V91H126L125 92V95H126V100L127 101H131V100H134L135 102H136V105H140V103H141V99H139L136 95L138 94H142L141 92H142V89H141ZM111 86H112V88L108 91V92H105V93H112V94H116L117 92L116 91H118L120 88H118V84H111ZM33 92V91H32ZM118 95V94H117ZM113 100H115V98H113V97H109V98H105V99H103L102 101H101V106L99 107V110L101 111L102 110V112H100V117L101 116H108L109 118H111V120H113L115 117H114V113L113 112H107L106 110H104L105 108H104V106H106L107 104H105L106 102H108V103H110V102H112ZM104 110V111H103ZM126 117H127V115H126ZM52 119H53V115H52V117H51ZM50 119V118H49ZM52 119H51V121H52ZM51 121H48L49 123H48V125L50 124V122ZM46 123V122H45ZM114 125H117V124H120V122H118L117 120H115L114 121V123H113ZM57 127H58V125H57Z\"/></svg>","mask_w":264,"mask_h":264},{"label":"water","instance_id":"5","mask_svg":"<svg viewBox=\"0 0 264 264\" xmlns=\"http://www.w3.org/2000/svg\"><path fill=\"white\" fill-rule=\"evenodd\" d=\"M55 209H56V207H54V208L51 210L52 213L54 212ZM51 211H49L50 214H52ZM43 219H44V221L46 222V221H48V220L50 219V217H49V215H47V216L44 215V216H43ZM50 264H52V261L50 262Z\"/></svg>","mask_w":264,"mask_h":264}]
</instances>
